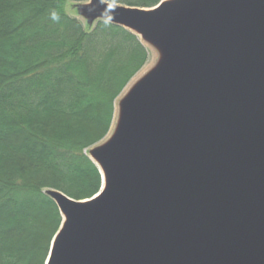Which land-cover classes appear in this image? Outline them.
<instances>
[{
	"label": "water",
	"instance_id": "1",
	"mask_svg": "<svg viewBox=\"0 0 264 264\" xmlns=\"http://www.w3.org/2000/svg\"><path fill=\"white\" fill-rule=\"evenodd\" d=\"M158 53L89 149L101 191L48 190L46 264H264V0L75 4Z\"/></svg>",
	"mask_w": 264,
	"mask_h": 264
},
{
	"label": "trees",
	"instance_id": "2",
	"mask_svg": "<svg viewBox=\"0 0 264 264\" xmlns=\"http://www.w3.org/2000/svg\"><path fill=\"white\" fill-rule=\"evenodd\" d=\"M87 1L0 0V264L47 263L63 223L48 190L76 201L101 191L87 151L110 133L117 98L149 60L129 30L67 14Z\"/></svg>",
	"mask_w": 264,
	"mask_h": 264
},
{
	"label": "rangeland",
	"instance_id": "3",
	"mask_svg": "<svg viewBox=\"0 0 264 264\" xmlns=\"http://www.w3.org/2000/svg\"><path fill=\"white\" fill-rule=\"evenodd\" d=\"M66 11H67V14L70 16V17H74V18H77L79 21H81L83 23V25H87V23L78 15L77 13V10L75 9V4L73 3H69L66 7ZM86 27V26H85ZM148 49V53H149V60L147 62V64L136 74V76L129 82V84L127 85V87L125 88V90L120 94V96L117 98L116 100V105H115V109H116V113H115V118H114V122H113V126H112V129L110 131V133L107 135V137L104 139L106 140L113 128H114V125H115V122H116V119H117V108H118V104H119V101L120 99L126 94V92L129 90V88L140 78L142 77L145 73H147L155 64L156 62L158 61V53L152 49L151 47H147ZM103 142V141H102ZM100 142V143H102ZM99 143V144H100ZM88 152L89 150L87 151V155H88Z\"/></svg>",
	"mask_w": 264,
	"mask_h": 264
},
{
	"label": "clouds",
	"instance_id": "4",
	"mask_svg": "<svg viewBox=\"0 0 264 264\" xmlns=\"http://www.w3.org/2000/svg\"><path fill=\"white\" fill-rule=\"evenodd\" d=\"M49 18L53 21V22H56V23H59L60 20H61V16L60 14L55 10H51L50 13H49Z\"/></svg>",
	"mask_w": 264,
	"mask_h": 264
}]
</instances>
